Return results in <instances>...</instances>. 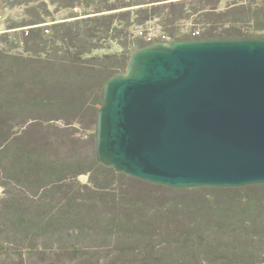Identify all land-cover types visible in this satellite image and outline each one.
Wrapping results in <instances>:
<instances>
[{
	"label": "trees",
	"instance_id": "trees-1",
	"mask_svg": "<svg viewBox=\"0 0 264 264\" xmlns=\"http://www.w3.org/2000/svg\"><path fill=\"white\" fill-rule=\"evenodd\" d=\"M0 10L14 12L0 33V264H264V184L175 190L94 155L102 86L151 44L139 31L264 38V0H0Z\"/></svg>",
	"mask_w": 264,
	"mask_h": 264
},
{
	"label": "water",
	"instance_id": "water-1",
	"mask_svg": "<svg viewBox=\"0 0 264 264\" xmlns=\"http://www.w3.org/2000/svg\"><path fill=\"white\" fill-rule=\"evenodd\" d=\"M100 101L99 165L175 190L264 184V38L151 43Z\"/></svg>",
	"mask_w": 264,
	"mask_h": 264
},
{
	"label": "rangeland",
	"instance_id": "rangeland-1",
	"mask_svg": "<svg viewBox=\"0 0 264 264\" xmlns=\"http://www.w3.org/2000/svg\"><path fill=\"white\" fill-rule=\"evenodd\" d=\"M223 5H221L222 7ZM12 14H14L13 11H8V10H0V33L3 31V26H4V21H5V18H7L8 16H11ZM184 29L188 27V24L187 23H183L182 24ZM149 30H150V34L155 37V38H158L160 37V42H164V41H168L166 38L165 39H161V35H160V31L159 29L157 28V26L154 25V23H150L149 25ZM141 33V31H139ZM139 32L137 33V35L139 34ZM196 34L198 35V32H196ZM139 37H142L146 42L147 39H146V36L144 34L142 35H138ZM151 43H154L153 40L149 41ZM117 48L115 47L114 50H116ZM127 65V63H126ZM126 69V67H125ZM125 71V70H124ZM101 94V93H100ZM104 167V166H103ZM83 182L86 181V177H81L80 178Z\"/></svg>",
	"mask_w": 264,
	"mask_h": 264
},
{
	"label": "built area",
	"instance_id": "built-area-1",
	"mask_svg": "<svg viewBox=\"0 0 264 264\" xmlns=\"http://www.w3.org/2000/svg\"><path fill=\"white\" fill-rule=\"evenodd\" d=\"M141 33L139 32L140 35H142ZM145 36H146V39H147L148 42L151 41V40H154V38H155L151 34H148V35H145ZM161 39L163 40V39H165V37L164 36H161Z\"/></svg>",
	"mask_w": 264,
	"mask_h": 264
}]
</instances>
